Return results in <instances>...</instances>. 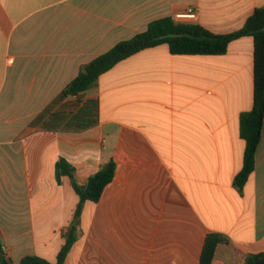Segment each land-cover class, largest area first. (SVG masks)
I'll return each mask as SVG.
<instances>
[{"label":"crops","instance_id":"1","mask_svg":"<svg viewBox=\"0 0 264 264\" xmlns=\"http://www.w3.org/2000/svg\"><path fill=\"white\" fill-rule=\"evenodd\" d=\"M264 0H0V240L13 264L28 255L63 264H200L220 233L212 264L264 254V127L243 187L241 116L254 106V39L224 55L145 49L60 99L82 69L150 23L195 10L216 35L241 30ZM99 102L97 125L48 130L51 112ZM44 118L36 122L44 115ZM86 184L109 160L116 175L99 202L81 198L56 165Z\"/></svg>","mask_w":264,"mask_h":264},{"label":"trees","instance_id":"2","mask_svg":"<svg viewBox=\"0 0 264 264\" xmlns=\"http://www.w3.org/2000/svg\"><path fill=\"white\" fill-rule=\"evenodd\" d=\"M250 36L254 39V106L251 111L241 116V136L246 141V151L243 170L236 178L239 187H243L255 170V160L261 143L264 127V7L255 10L247 20L245 26L234 33L216 35L195 23L179 22L172 18L156 20L147 30L122 41L110 51L100 55L87 64L67 88L60 95V99L69 96H79L93 87L99 77L113 68L119 62L145 49L167 44L173 54L187 55H224L230 44L241 37ZM48 123L44 128L48 130L83 131L94 127L99 121V102L89 100L76 112H51ZM45 116L42 115L36 122ZM117 163L109 160L97 173L90 176L86 184L76 180L75 168L65 159H60L56 165L58 182L69 177L81 198L78 209L80 216L82 206L87 200L99 202L106 187L115 178ZM78 220L71 226L67 242L64 245L57 263H51L36 255L24 257L20 264H63L68 252L77 240ZM228 243V238L220 233H210L205 239L200 264H212L217 247ZM0 264H13L6 257L0 240ZM245 264H264V254L249 255Z\"/></svg>","mask_w":264,"mask_h":264},{"label":"built area","instance_id":"3","mask_svg":"<svg viewBox=\"0 0 264 264\" xmlns=\"http://www.w3.org/2000/svg\"><path fill=\"white\" fill-rule=\"evenodd\" d=\"M198 12L195 10H190L188 12L178 13L175 17L176 21L179 22H193L197 19Z\"/></svg>","mask_w":264,"mask_h":264}]
</instances>
